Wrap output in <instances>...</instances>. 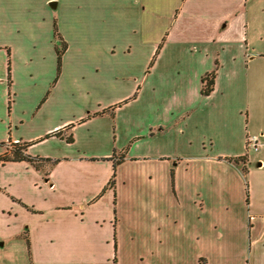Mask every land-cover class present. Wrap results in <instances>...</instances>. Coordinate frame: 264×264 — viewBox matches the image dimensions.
<instances>
[{"label":"crops","instance_id":"crops-1","mask_svg":"<svg viewBox=\"0 0 264 264\" xmlns=\"http://www.w3.org/2000/svg\"><path fill=\"white\" fill-rule=\"evenodd\" d=\"M260 133L264 0H0V157L18 141L50 160L0 164V224L25 219L28 264H122L126 235L134 264H179L184 232L248 174ZM255 222L264 264V212L246 216L249 234Z\"/></svg>","mask_w":264,"mask_h":264},{"label":"rangeland","instance_id":"rangeland-1","mask_svg":"<svg viewBox=\"0 0 264 264\" xmlns=\"http://www.w3.org/2000/svg\"><path fill=\"white\" fill-rule=\"evenodd\" d=\"M90 80L86 79L89 86ZM264 154V147L259 152H250V167L248 174L245 170L238 172V177L229 179V192L223 198L210 200L207 206L208 212L203 220H192L190 227L182 236V252L179 264H198L196 255L203 253L208 257V264H258L256 250V222L250 234L245 226L246 216L257 218L259 212H264V170L256 168V160ZM245 175V179L242 177ZM249 206L245 204V187ZM243 187V188H242ZM5 205L4 201H0ZM6 219V218H5ZM6 224H0V243L8 250H1L0 264H28L24 231L28 225L24 218H7ZM250 224V223H249ZM252 226V224H250ZM260 227V226H259ZM29 229V228H28ZM198 235V241L195 236ZM6 242V244H5ZM129 238L126 235L124 249L120 253L122 264H134L138 260V253H134ZM212 246L225 248L223 254L210 252Z\"/></svg>","mask_w":264,"mask_h":264},{"label":"trees","instance_id":"trees-1","mask_svg":"<svg viewBox=\"0 0 264 264\" xmlns=\"http://www.w3.org/2000/svg\"><path fill=\"white\" fill-rule=\"evenodd\" d=\"M54 39L56 40L55 48H56V53H57V76H58L60 73V69H61L62 57H63V54L66 50V43L62 40V38L58 34L56 25L54 26ZM215 78H216V70L206 74L202 78V88H201V95L202 96H208L212 93V91L214 89ZM125 103H126V101L118 104L117 106H114L110 110V115L113 116L114 110L116 108L120 107L122 104H125ZM105 113H106L105 111L102 113H96V114H94V116H100V115H103ZM89 117L90 116L88 115L87 118H89ZM51 136L59 137V133H54L52 135H48L46 138H49ZM66 140L68 142L71 141V139H69V138H67ZM27 148H28V144H21L20 142H18L16 144H11L10 146L7 147V152L0 157V164L5 165L7 163L26 162V163L30 164L31 166H33L34 168L39 169L41 166L40 165L41 162H50L49 159H41V158L29 156L28 154H26ZM110 160L113 161V164H114L113 166H114V168H116V166L118 164L123 162L124 153H122V154L120 153L118 156H114V158H112ZM227 161L239 163V162L245 161V157L238 158V159H227ZM113 184H114V181L112 178L111 181L108 183V187H113ZM11 200L13 202L20 204L27 211L34 212L31 207L26 206L21 201L15 199L13 197H11ZM23 234H24L25 244H26V247L28 249V255L30 256V253H29L30 242H29L27 230H25ZM115 263L116 262L114 261V264Z\"/></svg>","mask_w":264,"mask_h":264},{"label":"built area","instance_id":"built-area-1","mask_svg":"<svg viewBox=\"0 0 264 264\" xmlns=\"http://www.w3.org/2000/svg\"><path fill=\"white\" fill-rule=\"evenodd\" d=\"M18 141H14L12 144H16ZM246 151L257 153L260 148L264 147V133L257 135H248L245 141Z\"/></svg>","mask_w":264,"mask_h":264},{"label":"water","instance_id":"water-1","mask_svg":"<svg viewBox=\"0 0 264 264\" xmlns=\"http://www.w3.org/2000/svg\"><path fill=\"white\" fill-rule=\"evenodd\" d=\"M52 4H54V3H52ZM0 245H2V243Z\"/></svg>","mask_w":264,"mask_h":264}]
</instances>
